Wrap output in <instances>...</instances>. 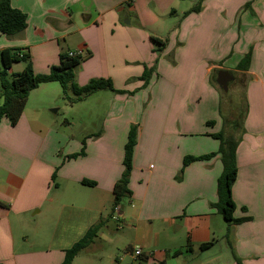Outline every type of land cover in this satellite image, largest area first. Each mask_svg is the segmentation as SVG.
Listing matches in <instances>:
<instances>
[{
	"label": "crops",
	"instance_id": "0c3cea01",
	"mask_svg": "<svg viewBox=\"0 0 264 264\" xmlns=\"http://www.w3.org/2000/svg\"><path fill=\"white\" fill-rule=\"evenodd\" d=\"M181 1L10 0L26 15V28L13 38L0 34V53L19 49L28 53L35 74H48L61 52H77L78 86L109 79L125 93L108 90L101 130L79 140L51 121L59 110H53L57 83L29 93L15 126L0 121V264H61L65 251L100 220L108 222L70 264H237L232 249L241 264H264V0H203L200 12L187 16L190 8ZM162 26L168 27L166 38ZM153 43L163 48L157 74L145 90L129 95L156 58ZM248 52V70L238 71ZM23 67L13 64L8 72ZM215 70L232 72L234 82L247 80L248 113L231 193L234 218L248 220L232 227L210 208L222 172L218 156L190 164L176 180L185 156L218 151L219 142L210 137L221 129L220 98L209 84ZM95 95L105 90L65 103L63 114ZM202 107L209 108L204 115ZM131 125L138 126L131 196L126 211L120 207L121 227L111 230L112 189L123 171ZM82 148L83 157L68 158ZM102 243L123 255L110 253L105 260ZM136 247L138 257L132 254Z\"/></svg>",
	"mask_w": 264,
	"mask_h": 264
},
{
	"label": "trees",
	"instance_id": "16d2710c",
	"mask_svg": "<svg viewBox=\"0 0 264 264\" xmlns=\"http://www.w3.org/2000/svg\"><path fill=\"white\" fill-rule=\"evenodd\" d=\"M202 1L203 0H198L197 3L184 12L182 16H187L190 13H199ZM25 28L26 15L13 8L10 0H0V34L4 35L6 38H13L22 33ZM152 41L160 46L164 45V42L156 38H152ZM0 61V97L2 98V103L0 104V121L6 119L12 127L18 123L24 111L29 93L38 88L41 84L57 83L61 89V99L69 105L80 102L81 100L86 99L102 90H109L117 94L125 93L123 91L114 90L109 79H94L89 81L85 86H78L75 83L74 70L81 63L82 58L79 55L69 57L68 52H61L59 54L58 65L52 66L48 74H35L32 69L31 59L28 53H22L19 49L7 48L2 50L0 53ZM250 61L251 53L248 52L240 60L236 69L243 72L247 71ZM17 63L24 64L22 71L15 74H9V69L13 64ZM152 73L153 70L144 66V72L142 76L138 78L139 81L143 82V86H147ZM213 74L214 73L211 75ZM246 82L247 80L240 81V84L243 85L244 89V92L241 93L240 104L238 106H234L231 101L227 102L228 108L224 111L222 104V91L210 77V84L216 88L220 98L218 113L222 121V126L218 133L210 136L219 142L218 151L202 156H185L182 161V168L178 177H176V180H181L184 169L190 164L198 161L209 160L218 156L222 165V172L216 182L217 200L215 203L210 204V208L215 209L225 222L232 224H239L248 220L246 218H234V211L236 207L231 193L232 186L237 176L236 150L245 134L244 121L248 113L245 96ZM135 92H137V90L134 92H127V94L133 95ZM69 93H72V96H70ZM206 124L213 125V122H207ZM136 143L137 127L131 125L123 148V171L120 178L114 183L112 189L114 197L112 211L114 207H121L123 201L131 196L128 185L132 171V158ZM84 155V148H82L79 153L69 155L68 158L76 159L78 157H83ZM51 178L52 181L55 179V173L52 174ZM82 184L88 186L94 185L93 182L86 180H83ZM107 222L108 220H100L92 226L82 239L76 242L70 249L65 251L64 259L61 264H70L76 255L90 245L93 238ZM212 245V242L201 244L199 248L201 250H206ZM232 253L237 264H241L240 260L236 258L233 249ZM177 254L178 253L176 252L175 255ZM159 264H165V262H161Z\"/></svg>",
	"mask_w": 264,
	"mask_h": 264
},
{
	"label": "rangeland",
	"instance_id": "374dc122",
	"mask_svg": "<svg viewBox=\"0 0 264 264\" xmlns=\"http://www.w3.org/2000/svg\"><path fill=\"white\" fill-rule=\"evenodd\" d=\"M196 3H197V0H183V1H181V7L183 9L187 10V9L193 7ZM75 18H78V15H75ZM166 20L169 21L171 23V25H174L177 23V19L173 20L172 18L167 17ZM167 28L168 27L162 26L161 29L159 30L160 32H162L161 38L167 37V34H166ZM152 47H153L152 53H154L156 58H153L152 65L149 69L153 70V74H154V76H156L155 74H157V66H158V61H159L158 58L160 57V53L163 51V48L161 49L160 46H157L154 43H153ZM169 63L172 64L171 62H169ZM210 77L212 79L213 75H211ZM140 82H141V86L138 87L137 93L146 89V86H143V82L142 81H140ZM209 84H210V78H209ZM58 86L59 85H57V87ZM58 88H59L58 89V91H59L58 97L55 101V106H54L53 110L57 111L58 108H59V110L52 115V120H51L53 122V124L55 125V127L58 128L59 131L64 133L65 135L73 136L78 140L83 138L85 135L92 134V133L94 134V133L99 132L101 130V126H102V117L104 116V113L106 112V110L108 108L107 104H106V99L104 96L109 97L111 95V93H109L108 90H105L106 95H95L93 98L89 99L88 103L81 102V103L75 105L73 107L74 112L70 113L68 116H65L63 114V111H68V109L66 107H64L65 102L59 96L61 89H60V87H58ZM243 92H244L243 85L240 84V82L238 80L235 82L231 81L229 84V87H228V91L222 92L223 110L224 111L227 110V108H228L227 102H230V101L233 103L234 106H238L241 102V93H243ZM71 94L72 93H69L70 96H72ZM100 94H102V93H100ZM99 96H103V97H99ZM144 97H146L145 102H147V100H149V97H150L149 92H146ZM140 105H142V103ZM201 110H202V115H204L206 112L209 111V108H203L202 107ZM209 117H210V119H213V117H215V116H213L211 114ZM65 119H67L68 124H66ZM220 121H221V118H220ZM221 126H222V121H221ZM137 128H138V126H137ZM201 129H202V126L200 127V130ZM187 140H194V139H187ZM122 205L124 206V210L126 211V209H127L126 199L123 201ZM122 205H121V208H122ZM218 218H221V217L219 216ZM220 220H222V219H220ZM115 224L116 223H113V221H112L108 225L109 229L112 230V229L118 227V225L115 226ZM225 224L226 225L228 224L231 227L235 225V224L227 223V222H225ZM121 225H122L121 219H119V226L121 227ZM101 245L103 246V251L101 253L99 252V254H103L105 260L110 253L115 254L116 256H119V257L122 256L124 253L123 249H121V248H116L114 250H110V248L108 247L107 244L102 243ZM112 247H113V245H112Z\"/></svg>",
	"mask_w": 264,
	"mask_h": 264
},
{
	"label": "water",
	"instance_id": "95a60500",
	"mask_svg": "<svg viewBox=\"0 0 264 264\" xmlns=\"http://www.w3.org/2000/svg\"><path fill=\"white\" fill-rule=\"evenodd\" d=\"M212 80L222 92H227L230 82L233 81V74L227 70H216Z\"/></svg>",
	"mask_w": 264,
	"mask_h": 264
},
{
	"label": "built area",
	"instance_id": "2783aa9c",
	"mask_svg": "<svg viewBox=\"0 0 264 264\" xmlns=\"http://www.w3.org/2000/svg\"><path fill=\"white\" fill-rule=\"evenodd\" d=\"M76 55H78L77 52H68V56L69 57H75ZM112 214H113V220L116 222V224L118 225V228H120L119 226V219H120V207L117 206V207H114L113 211H112ZM132 254L135 256V257H138L140 256L142 253H141V249L136 247L133 249L132 251Z\"/></svg>",
	"mask_w": 264,
	"mask_h": 264
}]
</instances>
